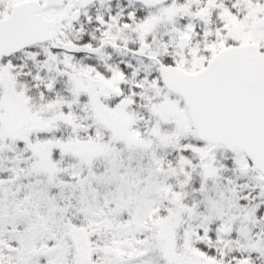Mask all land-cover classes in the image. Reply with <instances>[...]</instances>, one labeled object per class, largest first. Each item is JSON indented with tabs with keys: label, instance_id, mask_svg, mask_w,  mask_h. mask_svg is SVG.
<instances>
[{
	"label": "snow or ice",
	"instance_id": "1",
	"mask_svg": "<svg viewBox=\"0 0 264 264\" xmlns=\"http://www.w3.org/2000/svg\"><path fill=\"white\" fill-rule=\"evenodd\" d=\"M0 264H264V0H0Z\"/></svg>",
	"mask_w": 264,
	"mask_h": 264
}]
</instances>
